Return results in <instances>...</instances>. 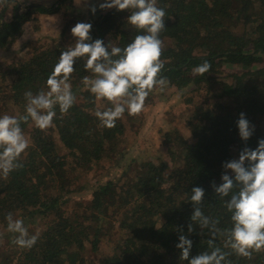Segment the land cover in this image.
<instances>
[{"label": "trees", "instance_id": "16d2710c", "mask_svg": "<svg viewBox=\"0 0 264 264\" xmlns=\"http://www.w3.org/2000/svg\"><path fill=\"white\" fill-rule=\"evenodd\" d=\"M57 1L56 7L30 6L2 23L0 53L14 47L25 26L35 21L34 13H60L66 0ZM157 6L166 12L160 34L162 75L170 81L165 89L170 96L183 98L189 108L182 124L185 130L168 120L159 131L161 157L141 163L132 159L118 177L91 183L88 171L108 169L124 158L127 128L137 124L139 130L145 115L125 113L116 127H101L94 112L111 105L102 100L105 105L100 107L85 89L81 81L90 72L77 60L70 78L76 103L68 113L56 106L48 129L40 130L31 121L22 123L30 141L20 158L23 167L6 178L0 174V264H86L82 253L87 247L99 253L100 264H188L176 248L177 229L188 232L194 187L205 190L204 214L219 219L221 231L231 226L225 201L211 184L221 183L225 161L238 159L245 147L255 150L264 139L258 128L264 120V0H157ZM101 11L91 23L93 41L102 39L105 45L124 48L143 34L128 24V10ZM72 25L71 21L63 25L58 44L30 47V43L25 59L0 66V115L25 114L24 93L46 87L61 52L74 43L61 40ZM204 61L211 63V70L194 74L193 68ZM223 63L246 70L232 73L231 81L224 82L218 77ZM150 102L148 97L145 105ZM241 113L255 129L246 142L237 127ZM9 212L23 219L30 236H37L32 248L14 243L17 234L7 231ZM110 221L117 224L118 235L105 232ZM193 227L189 259L211 250L208 230ZM105 236L107 245L101 248ZM223 244L219 235L216 245L223 248ZM228 260L264 264V249L253 251L251 258L233 253Z\"/></svg>", "mask_w": 264, "mask_h": 264}, {"label": "clouds", "instance_id": "9594fccd", "mask_svg": "<svg viewBox=\"0 0 264 264\" xmlns=\"http://www.w3.org/2000/svg\"><path fill=\"white\" fill-rule=\"evenodd\" d=\"M99 7L101 10H128V24L143 34L136 35L126 47L121 48L111 43L105 45L102 39L93 41L90 23L80 22L71 28L75 43L61 52L47 77L46 87L36 93L30 90L24 93L25 114L19 118L0 115V174L5 178L23 167L20 158L29 147L30 141L21 124L31 121L40 130L48 129L53 126L56 106L61 113H68L76 103L70 78L77 60H82L85 71L90 72L81 81L85 89L97 100H106L111 105L94 112L101 127H116L117 120L125 113H141L150 93L157 88L163 91L169 85L170 81L162 75L164 44L160 38L165 30L166 12L157 6V0H105ZM95 10L92 9L93 13ZM210 70L211 63L204 61L192 71L204 75ZM237 127L240 139L245 142L255 130L244 113L240 114ZM222 167L221 183L212 182L211 187L225 201L224 206L231 214V226L221 231L219 219L205 215L201 208L205 190L192 188L188 232L185 234L182 227L178 228L179 243L176 244L180 259L188 261V264H231L228 257L233 253L251 258L253 251L264 249V139L258 141L255 150L245 147L238 159L225 161ZM6 221L7 231L17 234L16 245L30 249L36 244L37 236L29 235L23 219L9 212ZM194 224L201 232L208 230L210 238L207 244L211 250L189 259L193 246L189 235L195 231ZM219 235L224 237L223 248L216 245Z\"/></svg>", "mask_w": 264, "mask_h": 264}, {"label": "rangeland", "instance_id": "374dc122", "mask_svg": "<svg viewBox=\"0 0 264 264\" xmlns=\"http://www.w3.org/2000/svg\"><path fill=\"white\" fill-rule=\"evenodd\" d=\"M104 0H93L88 1L87 5H83L81 0H66L64 5H62V10L60 13L55 15L56 17L47 18V21L44 19L35 18L38 16V13H34L35 21L30 23L27 26L26 36L18 39L15 42L14 47L9 50V52L0 53V66L4 67L10 61H18L20 59H25L27 57V52L30 47H37L40 45H46L49 43L59 42V32L62 29L63 25L68 21L73 23L72 26L77 23H93L99 16L104 12L100 10L99 5L104 3ZM60 2L57 0H49L47 6L56 7ZM95 8L93 13L92 9ZM25 37V38H24ZM65 39V40H64ZM63 42L67 45L71 40L75 43V38L71 35V31L65 35V38L62 37ZM31 43V44H30ZM73 43V44H74ZM30 44L28 47L27 45ZM26 51V52H25ZM264 59V55L262 56ZM245 68L241 65H229L226 66L224 63L222 67L219 68L218 77L224 82H230V75L232 73L241 74L245 72ZM7 82L10 80V77L7 76ZM168 89L161 91L160 89H154L150 93V99L152 102L147 103L143 109L145 115V122L139 130L137 129V124L130 125L132 129L127 128L126 136L128 138V145L125 150L124 158H120L118 164L114 166L103 169L88 171L86 173L87 178L91 183L104 182L109 178H116L121 173V170H124L128 167L129 164H132V159L136 160V163L139 161H144L150 158H159L162 156V147L161 140L159 136L160 129L168 125V120H170V125L178 124L181 129L185 130L182 127V124H185V119L188 117V106L183 102L178 96H170ZM97 104L102 107L105 105L102 100H97ZM260 134L264 135V120L258 126ZM137 131V132H136ZM27 137V136H26ZM122 159V160H121ZM132 161V162H131ZM141 163V162H139ZM118 166V167H117ZM29 219L28 221H30ZM117 224L112 223V221L107 222L105 227V232L118 235ZM40 227V226H39ZM36 228L38 229L40 228ZM101 248H106V242L108 241L107 237H102ZM83 258L86 261V264H100L101 256L99 253L91 251L89 247L85 248L82 253Z\"/></svg>", "mask_w": 264, "mask_h": 264}, {"label": "crops", "instance_id": "0c3cea01", "mask_svg": "<svg viewBox=\"0 0 264 264\" xmlns=\"http://www.w3.org/2000/svg\"><path fill=\"white\" fill-rule=\"evenodd\" d=\"M48 1L49 0H0V25L2 23H4V22L11 21L12 18L16 14L23 12L25 9L29 8L30 6L42 5L44 7H49V6H47V2ZM88 1L91 2L92 0H81L83 5H87ZM94 1L95 0H93V2ZM36 17L39 18V19L42 18L41 20L44 19L45 21H47V18H50V17L53 18V17H56V16L55 15L39 14L38 16H35V18ZM29 24H27L25 26L24 32L20 36V38H22L23 35L26 36L25 34H26L27 30H29V29H27V26Z\"/></svg>", "mask_w": 264, "mask_h": 264}]
</instances>
